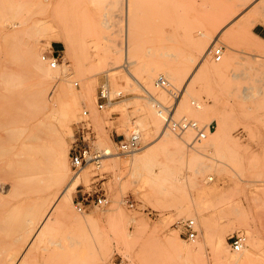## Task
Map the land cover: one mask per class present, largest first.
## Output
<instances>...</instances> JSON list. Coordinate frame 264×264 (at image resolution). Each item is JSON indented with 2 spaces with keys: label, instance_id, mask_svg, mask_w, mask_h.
<instances>
[{
  "label": "rangeland",
  "instance_id": "374dc122",
  "mask_svg": "<svg viewBox=\"0 0 264 264\" xmlns=\"http://www.w3.org/2000/svg\"><path fill=\"white\" fill-rule=\"evenodd\" d=\"M255 7L264 18V0H0V260L14 264L22 254L27 255L22 264H190L175 249L194 248L192 264H264V79L254 75L256 63L264 65V37L227 36ZM50 26L56 28L57 39ZM255 28L264 32V24H256L252 33ZM54 43H60L61 52H52ZM212 46L223 47L219 63L208 55ZM51 53L58 60L61 82L31 73L33 57ZM224 61L228 67L222 74L205 72L211 63ZM159 76L168 82L166 90L156 86ZM57 82L76 93L84 92V86L88 90V100L79 102L80 111L67 123L68 165L70 144L82 120L94 133L93 145L117 154V159L108 157L99 168L89 165L78 174L70 167L66 182H54L53 134L46 118L53 103L65 99L58 95ZM102 85L111 96L121 92V97L102 111L95 104L93 111L90 101ZM155 102L165 108L161 120L153 115ZM169 116L172 122L167 124ZM182 117L204 127L205 138L195 142L194 132L179 133L172 123ZM218 122L225 135L212 147L208 131L214 133ZM163 130L171 137L155 160L147 162L149 167L135 171L125 165L142 156L146 146L161 147L157 139ZM131 133L140 135V149L117 153L115 142ZM22 139L27 143L21 149ZM192 155L199 160H191ZM23 167L30 178L22 194L17 182ZM77 176L85 179L77 189L109 201L106 207L91 206L81 213L73 194L72 210L98 222L78 241L98 244L94 237L101 235L103 250L106 231L118 228L117 234L110 232L112 246L102 255L96 244L87 246L89 256L83 259L81 248H67L64 240L66 250L49 247L42 253L53 236L62 242L65 227L60 224L48 234L51 238L36 239L25 254L33 223ZM120 211L131 227V236L123 241L118 235L125 226ZM185 220L195 223L193 241L180 236L177 224ZM138 224L148 232L133 231ZM238 233L246 243L236 254L228 239ZM170 235L176 236L172 246L164 242ZM94 250L99 256L91 255Z\"/></svg>",
  "mask_w": 264,
  "mask_h": 264
},
{
  "label": "bare ground",
  "instance_id": "6f19581e",
  "mask_svg": "<svg viewBox=\"0 0 264 264\" xmlns=\"http://www.w3.org/2000/svg\"><path fill=\"white\" fill-rule=\"evenodd\" d=\"M262 7V6H261ZM263 9V8H261ZM251 13L250 16H247L243 21L241 22H238L236 24V26L234 28H232L227 34V36L230 38V39H233V37L235 35H242V34H251L253 35L255 38H257L258 40H261L260 38H258L257 36H255L251 30L254 28V26L256 24H264V18H260V7H255L253 8L251 11H249ZM262 12V11H261ZM49 29L51 30V32H53L54 34V37L57 39V30L56 28H53V27H49ZM56 30V31H55ZM218 37V36H217ZM228 39V38H227ZM65 44V43H64ZM32 46V45H31ZM221 47V46H219ZM219 47H215V46H212L210 47L207 51H208V55H210V51L211 49H214V48H219ZM251 50L252 52H256L254 49H249ZM37 55V54H36ZM222 55H223V49H222ZM45 56V55H43ZM43 56L41 58L39 57H33V67H32V74L33 76H42L43 78H46V79H49L51 80L52 82L53 81H59L61 82L62 79H60L59 77V71H60V68H57L58 65L55 67V68H51L48 64V62L46 61V59H43ZM211 56V55H210ZM251 56H254V55H251ZM212 57V56H211ZM258 57V56H257ZM213 61H215V59L212 57ZM222 59V57L220 58L219 61H215V62H220ZM69 61V60H68ZM46 63L48 65V67L45 66ZM223 64H212L210 65L209 68H207V70L205 72H208V73H212V74H222L224 71H226V68L228 67L227 64H225V61L222 62ZM182 64V63H181ZM52 70H51V69ZM200 68V66H199ZM55 69V70H53ZM254 75L255 77H259L260 79H264V65L262 63H256V66L254 68ZM38 78V77H37ZM59 82H57L55 85L57 86V88H59L58 90V95H62L63 97H65V99H60L59 100V103L56 104L57 102L53 103V105L51 106V109H48L47 111V119L49 123L48 126L52 128V134H53V138H52V144L50 147L51 148V156H53V177H54V182L57 181V182H66L67 181V178H68V175H69V171H70V160H69V165H68V151H67V146L65 144V139H64V136L66 134H70V126L68 124H70L71 120L73 121L74 120V112L75 111H80V106H79V102L82 100H88V99H85L88 97V90L87 88L84 86V92L83 90L80 92V93H76L73 89H72V86L70 87L69 85L68 86H65L63 83L61 85V83L59 84ZM64 82V81H63ZM10 83V82H9ZM103 86H106V85H103ZM82 87V86H81ZM56 88V89H57ZM243 88V87H242ZM246 90V88H245ZM244 90V97L247 98V91ZM248 90V89H247ZM111 93V92H110ZM117 93H120L121 92H117ZM10 94V93H9ZM259 94V93H258ZM5 95V94H4ZM12 96V95H11ZM164 99V97H163ZM21 101V99H19ZM27 100V99H26ZM57 100V99H56ZM96 100H97V97H93V99H91L90 101V108L94 111V107H95V104H96ZM36 101V100H35ZM164 101V100H163ZM162 101V102H163ZM88 102V101H87ZM161 102V103H162ZM82 103V102H81ZM155 107L152 108V112H153V115L156 117V119L158 120H161L162 119V113L164 112L165 108L163 107L162 104L160 103H157L155 102ZM111 103L107 104L106 107H108ZM164 104V102H163ZM29 105V103H28ZM26 107V106H25ZM197 107L201 108L200 105H198ZM31 108V106H30ZM125 107H123V110H124ZM20 109V107H19ZM29 109V108H27ZM59 109V110H58ZM206 109V108H205ZM16 110V109H15ZM25 110V109H24ZM90 110V111H92ZM102 111V110H100ZM16 113V111H14ZM123 112V111H122ZM14 113V114H15ZM92 113V112H91ZM17 114V113H16ZM15 114V115H16ZM19 114V112H18ZM17 114V116H18ZM124 115V114H123ZM122 115V116H123ZM23 117V115H22ZM76 117V116H75ZM149 121V119L147 120ZM152 121V120H151ZM155 121V120H154ZM22 122V121H21ZM39 123V122H38ZM36 122V124L32 125L30 124L31 127H34L35 125L38 124ZM68 123V124H67ZM135 123V122H134ZM159 123V122H158ZM22 124V125H21ZM160 124V123H159ZM39 125V124H38ZM21 126L19 131L22 132L26 130V125H25V122H22L20 123V125H18V127ZM150 126V125H149ZM222 123L221 122H218L217 124V130L212 133V132H209L208 131V135L209 136H212L214 138L213 140V143H212V147L216 145V143L220 142L222 140V138L224 137L225 133H224V129L222 128ZM159 128V127H158ZM127 131H129V129H127ZM136 131L135 127H133L132 131ZM158 131V130H157ZM23 133V132H22ZM21 133V134H22ZM139 135V134H138ZM140 137V135H139ZM171 137L166 131H162L159 136H158V139H157V142H161V147H156L154 148V144H150L148 146H146L144 148V152L142 154V156L140 157H135V158H132L131 160L129 161H126V164L127 166H132V168H136V170L139 168V167H149L150 164L147 163L148 161H150V159H154L157 157V152L159 151V149L161 148H164L166 143H168V138ZM66 138V137H65ZM107 141H109V143H111V141L106 138ZM26 143H27V140L26 139H22L20 141V144L19 146L22 148L26 147ZM141 143V141H140ZM189 146V145H188ZM141 147V146H140ZM49 148V150H50ZM192 148V147H191ZM211 148V147H210ZM140 149V148H139ZM138 149V150H139ZM137 150V151H138ZM107 151L108 155L106 158L110 157L111 160L115 159L116 158V155L117 154H113L111 151L109 150H105ZM135 151V152H137ZM133 152V153H135ZM197 153H199L197 151ZM105 158V159H106ZM117 159V158H116ZM26 160V159H25ZM155 160V159H154ZM191 160L193 161H198L199 158L197 155H192V158ZM191 160L190 163L192 162ZM153 161V160H152ZM149 164V165H148ZM23 166H27L26 164L23 165ZM25 167H23V173L22 175H20L17 180L19 183L18 186L21 187V190L19 191V193H26L25 191H27L28 187H27V182L29 181V178L26 173H25ZM28 167V166H27ZM26 167V168H27ZM99 168V167H98ZM28 169V168H27ZM26 169V170H27ZM72 169V168H71ZM83 169H81L80 171L76 172L77 174L80 173L81 171H83ZM135 170V171H136ZM139 170V169H138ZM16 178V177H15ZM15 180V179H14ZM84 177H81V176H77L75 177L74 179H72L69 183H67V185L65 186L63 192L59 195V196H53V199L51 201V204L49 205V207L47 208V210L40 216L39 220L37 223H33V226L32 228H30L29 230V237L31 236V240L30 242L28 243V245L26 246L25 248V254L28 253L29 254V251H31V248L32 246L34 245V241L36 239L38 240H41L42 238L46 237L47 239L51 238V234H50V237L48 238V234L51 233V231L53 230H58V228H56L58 225L60 224H63V226L65 227V236L64 238L62 239V242H59L60 240L56 239L54 236L49 239L48 241V246L47 247H44L42 249V253H46L47 251H50V249L52 247H57L59 249L61 248H65L66 250V247L68 248H73V247H79L81 248L82 252H81V256L83 257V259L85 258H88L89 256V253L88 251H86V247L87 246H90L93 244V247L96 243H88L86 244V241L85 242H80L78 241V238L81 237V236H85L87 232H89V229H91V227H94L93 226H90V224H95V223H98L97 221L93 220L92 218H83V217H80L79 215H77L71 208V203H72V196L73 194H75L77 188L84 182ZM209 181H212V179H210ZM56 182V183H57ZM53 183V182H52ZM14 184V183H13ZM12 185V184H10ZM15 185V184H14ZM17 185V184H16ZM51 185V184H49ZM48 186V185H47ZM52 186V185H51ZM11 186L8 187V192H11ZM14 188V187H13ZM17 188V187H16ZM27 188V189H26ZM18 189V188H17ZM20 189V188H19ZM18 189V190H19ZM26 189V190H24ZM16 191V189H14ZM12 190V191H14ZM17 190V191H18ZM24 190V191H23ZM14 191V192H15ZM10 194V193H9ZM12 194V193H11ZM10 194V195H11ZM14 194V193H13ZM27 195H28V192H27ZM26 196V195H25ZM15 199V198H13ZM4 200V199H3ZM40 201V199H38ZM37 200V202H38ZM47 200V198L45 199ZM33 203V202H32ZM39 204V203H38ZM37 204V205H38ZM31 205V204H30ZM36 205V204H34ZM20 206V204H19ZM31 207V206H30ZM34 207V206H33ZM96 207V206H95ZM17 208V207H16ZM36 208V207H35ZM34 208V209H35ZM99 208H103V207H99ZM19 209V208H18ZM29 209V208H28ZM12 211V210H11ZM35 211V210H34ZM9 212V211H8ZM17 212V211H16ZM33 212V211H32ZM36 214V213H35ZM7 216V215H6ZM35 218V217H34ZM119 219L120 221H122L125 226L121 229L120 233L118 235H120L119 237L121 238V240H126L127 238H129L131 236V231H130V228H129V224L126 220V216L123 212L120 211L119 213ZM7 221V219H6ZM194 222V221H193ZM57 224V225H56ZM56 225V226H55ZM59 227V226H58ZM95 227H97V224L95 225ZM61 228V227H60ZM99 230V227L97 228ZM118 228L116 229H112L110 230L111 231H114V234H117L119 230H117ZM132 229L133 231L135 232H144V233H147L148 232V229L146 227V225L144 224H138V225H135V226H132ZM96 230V228H95ZM94 228L91 230L92 232L96 233L98 232V230L95 232ZM106 230V229H105ZM108 230V229H107ZM116 231V232H115ZM155 231V230H154ZM54 232V231H53ZM58 232V231H57ZM56 232V233H57ZM101 234H104V231H100ZM110 232L104 234V242L103 245V250L104 248L106 249L108 246L111 247V243H112V236L110 235ZM58 234V233H57ZM112 234V232H111ZM27 235V236H28ZM56 235V234H54ZM87 236V235H86ZM85 236V237H86ZM99 237H101V235H98ZM115 236V235H114ZM96 237V238H95ZM94 237V242L97 240L95 239H99L98 242L100 240L99 237H97L95 235ZM116 237V236H115ZM119 238V239H120ZM124 238V239H123ZM118 239V237L116 238ZM64 240H66L65 242L67 243V246L66 247H63L64 244ZM114 240V239H113ZM176 241V236H167L165 239H164V242L168 245H171L172 244L174 245V242ZM193 241V240H191ZM99 242V243H100ZM63 245H62V244ZM96 244V247L94 248H97L98 251H99V255H102V253L100 254V251H103L101 248H102V244ZM245 243H246V240H245ZM253 244V243H252ZM10 247V246H9ZM49 247H51L49 249ZM109 247L107 248V250L109 249ZM245 247V244L244 246L242 247V249L239 251L241 252L243 250V248ZM12 248V247H11ZM85 249V251H84ZM95 249V250H97ZM231 249V248H230ZM54 250V249H52ZM64 250V251H65ZM68 250V249H67ZM94 250V253L91 254V255H96V252ZM45 251V252H44ZM72 251V250H70ZM175 251L181 256L183 257V259H185L186 261H188V263L192 264L195 259L197 258V255L195 254V250L194 248H186V249H182V248H176ZM232 251V250H231ZM22 252V251H21ZM234 252V251H232ZM3 253V252H2ZM11 253V252H10ZM51 253V252H50ZM53 253V252H52ZM236 254L238 252H235ZM21 254V253H20ZM24 254V252H23ZM24 254V255H25ZM99 255H96V256H99ZM11 256V254H10ZM13 256V255H12ZM11 256V257H12ZM27 256V255H25ZM21 254V256L19 258H17V260L15 259V263L14 264H22V262L24 261L22 259V257H25ZM225 257V256H224ZM26 258V257H25ZM56 258V257H55ZM3 258L1 257V260ZM5 259V258H4ZM3 259V260H4ZM95 259V258H94ZM98 259V258H97ZM96 259V260H97ZM0 260V264H10V261H1ZM14 261V260H13ZM196 262V261H195ZM241 262V261H240ZM239 261H236L234 262L233 264H243V263H240ZM12 263V262H11ZM98 264V262H97ZM223 264V263H222Z\"/></svg>",
  "mask_w": 264,
  "mask_h": 264
},
{
  "label": "built area",
  "instance_id": "2783aa9c",
  "mask_svg": "<svg viewBox=\"0 0 264 264\" xmlns=\"http://www.w3.org/2000/svg\"><path fill=\"white\" fill-rule=\"evenodd\" d=\"M223 47L211 49L210 55L219 61L222 57ZM46 59L51 68H55L58 65V60L53 56H43ZM156 86L161 89H167L169 87L168 82L163 76H159L155 80ZM121 97L120 93H116L111 96V93L107 86H101L97 92L96 107L98 110H102L107 104ZM83 118L86 119L88 112H83ZM87 120H82L78 123L76 133L73 137V141L69 148V160L71 168L74 172H78L86 166L94 165L96 168L100 167L101 162L105 160L108 153L103 149L97 148L94 143V133L91 130ZM167 124L172 122V116L166 118ZM173 127L177 129L179 133L190 130L194 132L193 141L200 142L205 138L204 127H199V125L194 122L182 117L178 122L172 123ZM117 153L119 154H130L137 151L140 148V137L136 133H131L127 138H123L115 142ZM109 201L104 195H99L96 192H83L82 198L76 201L75 208L78 212H86V210L91 206L96 207H106ZM181 227L180 236L185 237L187 240H194L197 235V230L195 228V223L192 220L181 221L179 224ZM229 246L232 251L239 252L245 244V236L242 233H238L229 237Z\"/></svg>",
  "mask_w": 264,
  "mask_h": 264
},
{
  "label": "crops",
  "instance_id": "0c3cea01",
  "mask_svg": "<svg viewBox=\"0 0 264 264\" xmlns=\"http://www.w3.org/2000/svg\"><path fill=\"white\" fill-rule=\"evenodd\" d=\"M253 34L258 38H260L261 40L264 37V32L262 30H259L258 28H255ZM60 48H61L60 43H54V45L51 46L52 52L54 53L61 52ZM82 193H83L82 190L77 189L75 197H77L80 200L82 198Z\"/></svg>",
  "mask_w": 264,
  "mask_h": 264
}]
</instances>
